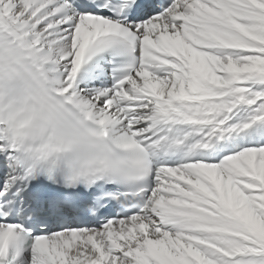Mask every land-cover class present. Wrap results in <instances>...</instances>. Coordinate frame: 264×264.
Segmentation results:
<instances>
[{"label": "snow or ice", "instance_id": "snow-or-ice-1", "mask_svg": "<svg viewBox=\"0 0 264 264\" xmlns=\"http://www.w3.org/2000/svg\"><path fill=\"white\" fill-rule=\"evenodd\" d=\"M0 264H264V0H0Z\"/></svg>", "mask_w": 264, "mask_h": 264}]
</instances>
